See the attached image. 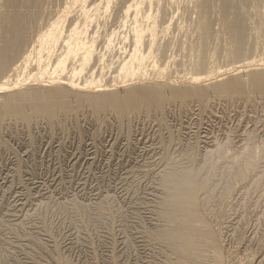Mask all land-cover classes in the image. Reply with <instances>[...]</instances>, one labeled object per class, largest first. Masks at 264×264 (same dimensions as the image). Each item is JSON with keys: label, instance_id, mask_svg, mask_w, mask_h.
<instances>
[{"label": "rangeland", "instance_id": "374dc122", "mask_svg": "<svg viewBox=\"0 0 264 264\" xmlns=\"http://www.w3.org/2000/svg\"><path fill=\"white\" fill-rule=\"evenodd\" d=\"M141 1H78L80 10L73 4L72 13L64 0L46 1L40 28L0 77V83H31L57 76L80 87L100 86L94 93L110 86L121 96L141 82L164 86L161 105L123 115L96 111L78 95L71 109L52 118L29 108L19 117L0 113V264H192L164 236L170 229L167 177L183 171L196 172L204 184L195 207L220 263L264 264V93L205 88L237 71L244 74L247 65H263L264 0L244 2L252 50L204 70L197 69L195 42L199 0ZM221 1L212 0L214 35L223 28ZM73 23L80 27L77 52L85 54L53 74L62 54L59 42ZM58 25L60 40L38 71L35 57H46ZM137 30L142 38L136 42ZM135 48L147 54L143 67L133 83L117 85L121 65ZM36 83L29 89L39 88ZM173 84L202 86L203 96H181L168 87ZM249 148L256 166L237 176ZM210 256L193 264H214Z\"/></svg>", "mask_w": 264, "mask_h": 264}, {"label": "bare ground", "instance_id": "6f19581e", "mask_svg": "<svg viewBox=\"0 0 264 264\" xmlns=\"http://www.w3.org/2000/svg\"><path fill=\"white\" fill-rule=\"evenodd\" d=\"M46 1L48 0H2L1 3L3 9L0 5L2 9L0 12V77L3 76V73H5L6 69L10 66V62L15 59L18 51L25 47L29 34L34 32L35 29L40 28L39 21L43 22L46 17L45 10L47 8H43ZM51 1L56 3L60 2V0ZM64 1L66 2L67 7L69 6L68 12H73L78 7L74 3L84 0ZM144 1L145 0H142L140 4ZM222 1L221 3L224 4H221L222 7L221 9L218 8V10H222L220 12H223V14L220 15V19L223 21V28L222 30L220 29V33L217 35H214L212 30V13L214 7L212 6V0L198 1L197 7H199L198 11L200 13V28L196 31L197 36H195V42H197L199 56L197 69L199 70H204L205 68L210 67L213 63H217L222 60H232L234 57L239 58L243 56L247 50H250V47L248 48L247 44L249 43L248 33L251 23L246 17H244L245 10H243L244 2H247V0H236L237 2L234 0V2H236L235 5L232 4L234 3L233 1ZM70 4L72 5V10L70 9ZM73 4L76 6L75 9H73ZM12 7H14L13 10L10 9ZM79 8L80 7H78V10H80ZM119 9L121 8L119 7ZM121 11L119 13H121ZM229 13H231V16ZM217 14L220 13L217 12ZM75 15L73 16L75 17ZM213 16H215V14ZM113 17L116 19L118 16ZM240 19H243V21ZM111 20L113 25V19ZM58 27L59 28L57 29L50 46H46L45 48L44 52L46 57L43 58V56L35 55V68H37L38 71L44 70L42 68L43 66H41L42 63H46V59L49 58L51 51L56 47L55 45H57V42L60 40L59 38L62 27L59 25ZM50 28L51 27H49V29ZM79 29L80 27L77 24L70 26V29L66 30V36L60 40L59 44H61V41L63 40V43L60 46V50L62 49L60 53L62 54H60V58L58 57L59 60L57 64H59V67H57L56 71L54 70L55 72L53 71V74L63 71L62 67L64 63L73 60L75 56H84L85 53L83 54L81 52H77L79 48L76 49ZM135 37L136 42L139 41L142 38V31L137 30ZM64 39H67L68 41L65 42ZM32 53L28 54L25 58H23L22 62H20L23 63L32 58ZM146 58L147 54L144 55L139 53L135 48L129 58L121 65L118 81L116 82L117 85L124 84L128 86L133 83V79H136L134 75L143 67V63ZM138 59L139 61H137ZM262 62L263 65H261V67L260 64L247 65V67H245L246 74H239L241 71H237L238 74L235 72L234 74L232 73L231 75H228V80L225 79L218 82H210L209 85L205 84V88L218 94H226L244 89L247 90V87L251 91L264 93V60H262ZM253 66H259L258 69L260 68V70L256 71L255 68V71L249 72L248 67L252 68ZM13 71L15 73L18 72V65L13 69ZM56 77L57 76H52L47 78V80L44 78H38V81L34 79L35 82L41 83V85L39 84V88L33 89L29 88L33 87L34 85L31 84H35V82L11 83L9 81H4L0 83V113L6 115H16L19 117L24 116L25 108H29L31 111L41 113L46 117L52 118L62 110L71 109L72 107L69 103L76 95L83 96L89 107L91 106L96 111L107 108L120 115L133 111L137 108H148L153 103L161 105L163 101L164 86L157 82H141L133 87H126V91L124 93L125 95L121 96L116 94L115 89H110V86L109 88L104 87L103 89H99L98 91H102L100 93H94L95 91L91 90L97 87L99 88L100 86L91 85V87H80L77 84L74 85V83L70 81H64V79L60 80ZM168 87L178 89L174 84L168 85ZM201 89H204V87L201 86V88L198 87L197 89H186L184 87L178 89V93L181 96L195 94L198 97H202L203 93L201 92ZM251 157L252 151L249 148L244 152V157L238 161L240 164L236 171L237 176L249 172L256 166L255 160L251 159ZM167 179L168 195L164 202V208L167 219L170 222V229L165 233V238L167 237L166 239L170 242L172 248L176 250L178 254L181 253L188 259V263H195L197 257L203 258L201 255L207 253L208 255H211L210 258H212L214 264H221V258L218 252L219 250L217 249L215 240L210 233V229L206 225L205 221H203L201 214L195 207L198 190L203 188L204 184L196 178V172L194 171L172 173L167 177ZM181 254L179 255L182 257L183 255Z\"/></svg>", "mask_w": 264, "mask_h": 264}]
</instances>
